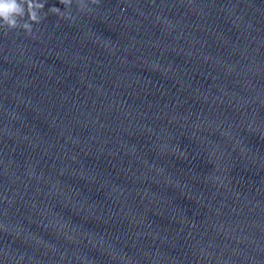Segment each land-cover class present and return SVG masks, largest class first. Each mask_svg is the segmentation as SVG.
<instances>
[{"label": "clouds", "instance_id": "obj_1", "mask_svg": "<svg viewBox=\"0 0 264 264\" xmlns=\"http://www.w3.org/2000/svg\"><path fill=\"white\" fill-rule=\"evenodd\" d=\"M47 0H0V31L22 30L26 35L33 34L34 25H39L49 14L61 20L73 22V6L77 13L87 15L93 12L100 0H59L63 10L51 6L45 11Z\"/></svg>", "mask_w": 264, "mask_h": 264}]
</instances>
